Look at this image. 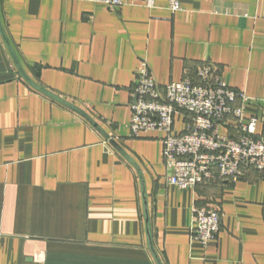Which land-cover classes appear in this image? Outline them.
I'll use <instances>...</instances> for the list:
<instances>
[{
	"label": "crops",
	"instance_id": "obj_1",
	"mask_svg": "<svg viewBox=\"0 0 264 264\" xmlns=\"http://www.w3.org/2000/svg\"><path fill=\"white\" fill-rule=\"evenodd\" d=\"M181 5L0 0V264H264V175L182 190L163 134L130 137L143 59L161 85L213 63L264 137V0ZM196 206L222 213L211 245Z\"/></svg>",
	"mask_w": 264,
	"mask_h": 264
},
{
	"label": "built area",
	"instance_id": "obj_2",
	"mask_svg": "<svg viewBox=\"0 0 264 264\" xmlns=\"http://www.w3.org/2000/svg\"><path fill=\"white\" fill-rule=\"evenodd\" d=\"M85 1L117 9L128 0ZM145 1L148 6L154 3ZM168 1L172 13L182 9L181 0ZM133 94L130 137L163 134L168 184L182 190L196 189L238 181L251 170L264 175V137L257 134L258 119L245 115L249 98L227 85L213 63H202L194 75L161 85L149 62L143 59ZM178 114L186 121V129L180 133L175 132ZM227 123L234 135L222 133L221 127ZM193 212L196 219L193 236L205 246L213 244L222 225L221 211L196 206Z\"/></svg>",
	"mask_w": 264,
	"mask_h": 264
},
{
	"label": "water",
	"instance_id": "obj_3",
	"mask_svg": "<svg viewBox=\"0 0 264 264\" xmlns=\"http://www.w3.org/2000/svg\"><path fill=\"white\" fill-rule=\"evenodd\" d=\"M95 125L98 126L97 124H95ZM111 141H112V143H113L116 147L119 148L118 144H117L114 140H111Z\"/></svg>",
	"mask_w": 264,
	"mask_h": 264
}]
</instances>
